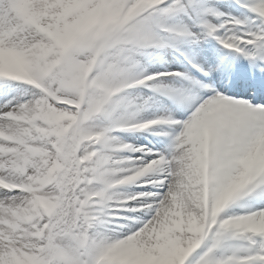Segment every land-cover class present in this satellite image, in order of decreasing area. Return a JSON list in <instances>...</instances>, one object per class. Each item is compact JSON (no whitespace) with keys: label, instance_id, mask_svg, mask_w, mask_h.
<instances>
[{"label":"snow or ice","instance_id":"6c2138e0","mask_svg":"<svg viewBox=\"0 0 264 264\" xmlns=\"http://www.w3.org/2000/svg\"><path fill=\"white\" fill-rule=\"evenodd\" d=\"M0 264H264V0H0Z\"/></svg>","mask_w":264,"mask_h":264}]
</instances>
